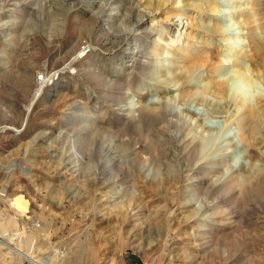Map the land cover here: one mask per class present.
<instances>
[{
    "label": "rangeland",
    "instance_id": "rangeland-1",
    "mask_svg": "<svg viewBox=\"0 0 264 264\" xmlns=\"http://www.w3.org/2000/svg\"><path fill=\"white\" fill-rule=\"evenodd\" d=\"M147 1L134 33L123 0H0V264H264V114L252 144L234 101L264 103V0ZM177 48L210 58L186 77L203 98L180 100ZM161 104L174 127L137 120ZM190 137L217 163L187 181Z\"/></svg>",
    "mask_w": 264,
    "mask_h": 264
},
{
    "label": "bare ground",
    "instance_id": "bare-ground-1",
    "mask_svg": "<svg viewBox=\"0 0 264 264\" xmlns=\"http://www.w3.org/2000/svg\"><path fill=\"white\" fill-rule=\"evenodd\" d=\"M96 1H97V3H95ZM120 1H122V0H120ZM123 1L127 3L126 7H127L128 12H130V14H132L133 17L138 16V18H139L135 22V29H133V32L135 33L136 31L142 29L144 17L134 6L135 3H137L136 0H123ZM162 1L164 2V0H156V2L158 4L161 3ZM95 2H93L89 6V8H94V9H95V7L100 8L101 5H103L105 3H109V0H95ZM112 2H113V0H112ZM147 4H149V5L154 4V0H148ZM213 29L217 30L216 28H212V30ZM148 34L151 35L152 31H149ZM164 36H165V39H164L165 41L161 42L160 40ZM166 37H167V30L165 29V30H163L159 39L156 41V45L158 46V45L162 44L163 48L166 49L167 48V41H168ZM128 39L129 38L126 37L123 39L122 42L126 44ZM85 48L82 51L83 54H81V56H80L81 58L90 52L89 48H86V49ZM171 48H173V47H171ZM176 51H178L180 53L179 58L175 57V62H180V63H176L177 67L175 69L177 72L175 74V76H177L179 81H180L179 88H178V95H179L180 100L184 101L185 103H188L190 101H194V100L200 98L198 96H201V95H199L198 92L194 91L193 87L186 82V77L190 76L195 70H197V68L209 64L210 58H208L207 56H203L201 50H199V49H197L196 51H191L190 49H187V48L180 49V50L177 48ZM209 52L214 53L213 48L210 49ZM205 53H207V52H205ZM241 53L243 56H245V55H247L248 51L242 50ZM58 72L61 74V76L63 75V71H58ZM215 74L213 73L210 76L211 77L210 80L214 81L215 85L214 86L212 84L210 86L208 85L206 87L207 89L205 88L207 91H205V90L204 91L207 93L210 92L211 94H213L217 97V95L222 94L221 90L223 92L224 88H222V86L217 85V73L215 72ZM239 75H240V78L244 79V76H242L241 73H239ZM169 83L171 84V82H169ZM45 86L50 87L49 85H45ZM168 86L171 87L170 85H168ZM43 88L44 87L42 85H39L38 89L34 92L33 99L30 102V106L28 105L29 106L28 109H30L32 107V105L43 95ZM201 98H203V95L201 96ZM234 101H235L236 106L241 111L240 115H242L239 118V123H240L239 135L242 136L243 138H245L250 143L256 144L255 142H257V137H258V135L261 134L260 120L262 118V115L264 114V103H262L261 101H256L255 104H249V103H246L245 102L246 100L244 101V99L242 97H235ZM123 111H126V110H123ZM136 112H137L136 115H138L137 120L138 119L140 120L141 115H158L161 118L162 122L165 123V128H162V129H167L168 127L170 128V126H173V123L175 122L172 119H170L169 117H167L168 115H175V114H173V111H171V109L169 107L164 106L162 104L161 105H155V106L150 107V108H148V107L144 108L141 105V106H138L136 108ZM128 115H132V116H125L123 119H125L126 122H128V123H132V121H134L136 119L133 117V115H135V114H132V112H130ZM176 127H178V126H176ZM176 132H180V130L177 129ZM182 144H183V146H185L184 149H185V152L187 154H190L194 158L201 161V164H199L196 167H193L192 169H189V171L192 172L191 174L187 173L184 176L187 181L193 179L197 175L199 176V175L203 174L204 172H207V173H208V171L214 172V170L216 168L215 165L217 163V157L214 159H211L209 157L203 156L202 141L200 139H197L195 137L194 138L190 137V139H186V140L184 139ZM77 167H81L80 161L77 162ZM12 206L17 208V210H20V211H23L25 209L24 208L25 205H23V201L21 199L15 200V202L12 204ZM202 225H204V224H202ZM14 252H16V251H14ZM21 258L23 260L28 261L30 264H48L47 262H49V261H45V259H47V258H44V259L40 258L39 259V258L29 254V253H21Z\"/></svg>",
    "mask_w": 264,
    "mask_h": 264
},
{
    "label": "built area",
    "instance_id": "built-area-1",
    "mask_svg": "<svg viewBox=\"0 0 264 264\" xmlns=\"http://www.w3.org/2000/svg\"><path fill=\"white\" fill-rule=\"evenodd\" d=\"M60 78H61V74L58 71L53 72L50 75H47L46 73H40L37 76V82L39 85L42 86L45 85L53 86L55 82L60 80Z\"/></svg>",
    "mask_w": 264,
    "mask_h": 264
}]
</instances>
